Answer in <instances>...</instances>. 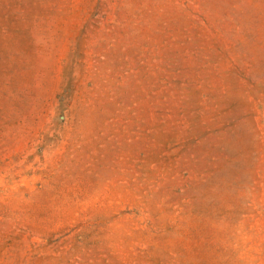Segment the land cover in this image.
Here are the masks:
<instances>
[{"label":"rangeland","instance_id":"1","mask_svg":"<svg viewBox=\"0 0 264 264\" xmlns=\"http://www.w3.org/2000/svg\"><path fill=\"white\" fill-rule=\"evenodd\" d=\"M0 264H264V0H0Z\"/></svg>","mask_w":264,"mask_h":264}]
</instances>
